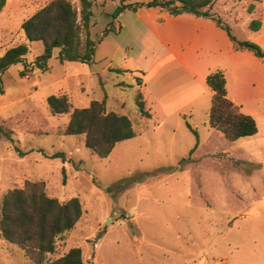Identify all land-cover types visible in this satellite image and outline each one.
I'll list each match as a JSON object with an SVG mask.
<instances>
[{
    "label": "rangeland",
    "instance_id": "374dc122",
    "mask_svg": "<svg viewBox=\"0 0 264 264\" xmlns=\"http://www.w3.org/2000/svg\"><path fill=\"white\" fill-rule=\"evenodd\" d=\"M49 1L23 0V6L14 0L0 12V54L22 43L30 48L25 62L0 74V125L11 132H0V204L6 191L29 180L42 182L62 202L80 199L83 215L57 238L50 260L80 247L88 264H264V114L255 116L257 134L234 141L209 125L213 95L189 108L188 120L175 110L159 113L157 122L142 115L136 105L142 82L115 72V66L149 60L140 24L130 29L132 12L120 17L121 32L109 31L98 44L94 62H60L55 48L47 69L34 65L27 78L26 64L35 62L44 45L26 38L21 10ZM252 2L218 0L214 6L238 39L256 35L249 25L261 16L248 11ZM117 6L108 0L93 8L94 39L115 24ZM258 13L264 21V0ZM63 90L72 93L70 111L55 114L47 98ZM105 96L107 111L128 115L137 133L101 158L85 146L84 135H66L64 129L74 108ZM186 120L199 134L195 149L197 138ZM58 152L65 159L50 157ZM0 264L34 263L0 238Z\"/></svg>",
    "mask_w": 264,
    "mask_h": 264
},
{
    "label": "trees",
    "instance_id": "16d2710c",
    "mask_svg": "<svg viewBox=\"0 0 264 264\" xmlns=\"http://www.w3.org/2000/svg\"><path fill=\"white\" fill-rule=\"evenodd\" d=\"M217 1L148 0L129 3L127 0H119L113 18L118 17L125 9L136 11L143 7L159 8L173 16L183 13L193 14L211 19L223 27L228 32L236 50L248 49L256 56L264 58V49L258 43L238 39L232 33L231 27L213 12ZM258 1L261 0H254L249 4L250 13L254 11ZM79 2L80 7H76L72 0H51L23 21L22 29L26 38L31 42L42 41L44 45V51L35 59L36 66L47 69L55 48H59L60 62L78 61L88 64L94 62L98 44L109 31L113 30L114 23L111 21L98 39H94L91 28L94 17L93 8L97 0H79ZM6 3L7 0H0V12ZM261 25L260 19H253L249 27L257 31ZM29 51V45L22 43L0 54V74L13 64L25 62ZM137 81L141 83L140 78H137ZM206 81L213 90L209 125L231 141L257 134L259 126L256 119L251 114L243 112L241 107L228 96L225 70L216 68L207 75ZM0 92L4 93L2 85H0ZM47 103L55 114L70 111V101L65 94L50 95ZM136 105L142 115L150 116L141 92L137 95ZM186 125L196 135L195 149L199 142L198 131L189 122H186ZM0 132L7 136L11 133L2 125H0ZM64 134L84 135L85 146L94 154L105 158L119 142L135 137L136 132L128 115L107 111L105 96L102 100L91 101L87 107L74 108ZM17 151L21 156L26 154L19 147ZM50 157L65 159V154L58 152ZM65 171L66 168H63L64 179ZM82 215V203L77 196L62 202L57 197L48 195L42 182L29 180L24 186L9 189L2 196L0 238L18 245L34 264H88L82 257L80 247H73L53 260L47 257V254L55 251L57 238L72 230Z\"/></svg>",
    "mask_w": 264,
    "mask_h": 264
},
{
    "label": "crops",
    "instance_id": "0c3cea01",
    "mask_svg": "<svg viewBox=\"0 0 264 264\" xmlns=\"http://www.w3.org/2000/svg\"><path fill=\"white\" fill-rule=\"evenodd\" d=\"M13 1L7 0L6 5L10 6ZM107 1L97 0L96 5L100 2H105L106 5ZM113 1L119 4V0ZM260 2H256L251 14L262 18V14L258 13ZM22 4L24 6L23 0ZM37 9L33 7L29 12L21 10V15H25L24 19L21 18L22 23ZM17 12L19 14L18 9ZM127 12H132L130 15L134 18L130 29L138 22L141 32L144 31L141 36L144 43L143 54L149 60L143 65L133 61L131 65L115 66V72L140 78L142 84L138 86L146 110L150 113L149 117L146 116L149 120L157 122L159 113L167 115L171 110L188 120L192 113L189 108H193L203 97L213 95L206 78L216 68L225 70L228 96L243 112L251 114L255 119L256 114H264V111L253 109L249 105L256 103L264 107V58L248 49L236 50L228 32L215 21L189 13L173 16L159 8L143 7L136 11L125 9L114 18L115 32L123 29L119 19ZM254 33L256 35L251 40L264 47V21ZM110 66L108 65V69ZM62 92L61 95L72 94L70 90L69 93L65 90Z\"/></svg>",
    "mask_w": 264,
    "mask_h": 264
},
{
    "label": "built area",
    "instance_id": "2783aa9c",
    "mask_svg": "<svg viewBox=\"0 0 264 264\" xmlns=\"http://www.w3.org/2000/svg\"><path fill=\"white\" fill-rule=\"evenodd\" d=\"M34 65H35V63L34 62H30V63H28V64H26V68H25V72H26V77L28 78L29 76H30V72H31V70L34 68Z\"/></svg>",
    "mask_w": 264,
    "mask_h": 264
}]
</instances>
